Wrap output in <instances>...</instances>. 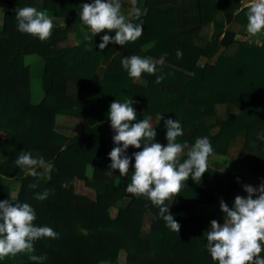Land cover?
Wrapping results in <instances>:
<instances>
[{"label": "trees", "instance_id": "obj_1", "mask_svg": "<svg viewBox=\"0 0 264 264\" xmlns=\"http://www.w3.org/2000/svg\"><path fill=\"white\" fill-rule=\"evenodd\" d=\"M2 1L12 8L3 12L0 26V202L28 203L36 212L34 224L52 228L58 238H41L34 242L33 253L6 257L0 264H36L29 255L45 254L42 264H118L120 249L126 264H215L206 239L189 235L187 222L202 193L210 203L224 201L231 208L235 175L208 166L201 179L184 181L180 192L164 205L180 225L176 233L166 227L159 208L147 198L124 191L131 182L134 158L126 176L110 168L109 153L118 145L107 117L111 103L133 100L134 123L148 118L157 132L154 142L166 146L164 122L178 120L184 133L178 143L191 146L197 138L207 137L212 153L219 155L243 130L244 148L258 153L248 172L264 183V148L257 138L264 128V35L258 46L234 38L233 26L243 31L247 24L248 7L239 0H193V15L179 25L175 8L167 6L175 0H136L134 6L144 12L133 22H143L142 36L124 46L109 43L101 51L99 44L88 41L58 46L72 29L85 28L78 13L81 4L93 0ZM121 5V12L130 9L128 2ZM26 6L42 7L52 18L62 20L54 22L48 40L42 42L17 30L16 9ZM205 25L212 28L208 39L199 34ZM105 34L115 36V32H101V42ZM219 48L213 62H199ZM177 50L183 53L180 59ZM28 54L38 55L43 62L42 97L36 103L29 99V70L23 62ZM164 54L156 75L142 74L145 84L134 82L121 64L132 55L158 61ZM158 75L164 76L159 84L155 83ZM82 88L85 92L80 94ZM56 114L89 118L87 133L79 138L57 132ZM209 117L213 120L206 124L204 119ZM212 127H216L214 133H210ZM142 150L129 147L126 155L131 158ZM21 151L50 162L52 171L40 177L27 175L15 164ZM186 158L182 154L181 162ZM86 165L92 167L89 176L84 173ZM74 178L94 191L93 200L73 191ZM5 179L18 183L14 195ZM45 190L49 192L46 200L35 199ZM124 198L125 205L116 207ZM146 215L148 231L144 233Z\"/></svg>", "mask_w": 264, "mask_h": 264}, {"label": "clouds", "instance_id": "obj_2", "mask_svg": "<svg viewBox=\"0 0 264 264\" xmlns=\"http://www.w3.org/2000/svg\"><path fill=\"white\" fill-rule=\"evenodd\" d=\"M247 7L246 31L255 36L264 31V0H250ZM121 8V0H93L92 3L81 4L78 14L87 30L85 39L90 42L92 37L101 32H115L114 37L107 34L102 36L99 49L103 51L109 43L124 46L141 37L143 22H133L140 19L141 10L133 6L129 18L122 14ZM15 18L17 30L22 34L36 37L42 42L51 37L54 23L46 9L38 10L31 6L17 8ZM166 55H162L158 61L132 55L123 58L121 64L130 78L140 79L143 73L156 75L157 65H163ZM176 55L180 59L183 53L177 50ZM163 79V75H158L155 83L159 84ZM133 104V100H116L110 104L107 118L115 132L114 144L118 145L109 153L110 168L118 170L120 176H126L134 158L131 182L124 191L134 197L147 198L159 208V217L165 221L166 227L179 233L180 225L170 214L169 207L164 206L165 201L178 194L183 182L190 177L193 181L202 178L208 168V158L213 152L212 145L207 137L197 138L190 147L178 143L177 138L183 136V129L178 120L171 119L164 122L167 145L154 142L157 132L148 118L134 123L136 112ZM157 119L160 121L162 116ZM129 147L143 150L133 153L130 158L126 155ZM185 149H188L187 158L181 162ZM15 164L33 177L44 176L53 169V165L42 157L34 158L30 152L23 151L16 158ZM107 174L112 175V172ZM67 186V183L62 185L65 188ZM243 190L247 196H236L231 208L221 201L223 224L212 220L210 230L204 233L207 251L215 264H264V256H261L264 252V183L258 187L245 185ZM48 195L49 192L45 190L38 193L35 199L44 201ZM35 220L36 212L28 203L13 204L9 200L0 202V260L20 253H33L34 242L41 238H58L52 228L38 227L34 224ZM46 258V254L29 255V259L36 264H42Z\"/></svg>", "mask_w": 264, "mask_h": 264}, {"label": "rangeland", "instance_id": "obj_3", "mask_svg": "<svg viewBox=\"0 0 264 264\" xmlns=\"http://www.w3.org/2000/svg\"><path fill=\"white\" fill-rule=\"evenodd\" d=\"M171 3L172 2H170L167 6H169ZM193 3H194L193 0H188L182 5V8L184 9V13L186 14L187 17H191L192 15L191 12L193 11ZM239 4L241 5L240 0H239ZM11 8L12 7L10 5L0 0V26H1V17L3 12ZM38 10H44V8L40 7ZM47 11L49 16L51 17V12L49 10ZM122 14L128 17L129 11L122 12ZM54 22L61 23L62 20L53 18V23ZM246 25L243 31H241L240 27L233 26L236 30V38L238 40L243 41L247 45L258 46L263 38L264 31H261L255 36H251L246 31ZM86 31H87L86 28L82 27L81 25H78L77 27L69 31L68 34H66L65 39L63 40L65 41L64 47H69L82 43L83 41H88L85 39ZM88 43L91 45L100 44L101 38L97 34L96 36L92 37L91 41L90 42L88 41ZM220 50L221 48H219L218 51L208 59V61L213 62L217 53ZM23 62L28 66V70H29V99L31 102L36 103L42 97L41 77H42L43 62L41 58L36 54L24 55ZM199 62L203 63V59H199ZM132 80H134L137 83L143 82L142 79L132 78ZM84 92L85 89L82 88L80 89L79 93L81 94ZM212 120L213 118L209 117V118H205L204 122L206 124H210ZM90 123L91 120L89 118H75L69 116V117H61L56 120L54 116V129L57 132H60L67 137H79V138L83 137L87 133ZM215 131H216V127L210 128V133H214ZM258 132L259 134H257V138L261 141L259 145L260 147L264 148V128L260 129ZM187 151L188 149H185L184 154H186ZM257 155L258 153L256 152V150L252 152H248L244 148L243 130L237 135V137L234 140H232L228 144L225 154L219 155L220 156L219 162L216 163L218 170L224 171L226 173H231L236 177L237 188L235 192V197L238 195L243 197L247 196V193L243 190L245 185H251L253 187H258L261 185V178L248 172V165L252 163V161L256 158ZM91 170H92L91 165L89 166L86 165L84 171L85 175L89 176L91 174ZM4 182L8 184L11 195H14L17 190L18 183L11 179H5ZM72 186H73V191L76 194L83 195L88 199L93 200L94 191L91 188L85 186L82 180L78 178H74L72 181ZM201 197H202L201 201L196 206L194 212L189 216L187 222L188 234L191 236H195L197 238L204 237V233L210 230L212 220L218 221L221 225L224 222V215L220 209V202L210 203L204 193H202ZM126 200L127 198L117 201L115 206L123 207L126 203ZM142 231L144 233L148 231L147 215L144 218L142 224ZM116 262L118 264H126L125 252L122 249L118 250L117 252ZM97 264H109V263L107 261H101Z\"/></svg>", "mask_w": 264, "mask_h": 264}, {"label": "crops", "instance_id": "obj_4", "mask_svg": "<svg viewBox=\"0 0 264 264\" xmlns=\"http://www.w3.org/2000/svg\"><path fill=\"white\" fill-rule=\"evenodd\" d=\"M121 1H125V2H128L130 4V9L128 10L129 11V14L131 13V10H132V7L134 6L136 0H121ZM188 0H175L173 1L169 6H173L175 8V13H176V18H177V21H178V24L180 25L181 23H184V21H187L188 20V17L186 16V14L184 13V9L182 8V5ZM241 1V6H246L250 3V0H240ZM141 12L143 13L144 12V8H140ZM194 11V10H193ZM191 12L192 15L194 12ZM129 16V15H128ZM191 18V17H190ZM85 31V30H84ZM211 31H212V28H211V25H205V26H202L200 28V31H199V34L201 36H203L204 38H209L210 37V34H211ZM68 34V33H67ZM234 38H236V35L234 36ZM237 39V38H236ZM63 43V44H62ZM65 41H61L58 43V46L59 47H64V44ZM69 46V45H67ZM200 59H203V62L204 61H207L208 58H205V57H200ZM140 79L143 80V82H140L139 84H145V80L140 77ZM134 81V80H133ZM135 82V81H134ZM137 83V82H136ZM61 117H69V116H66V115H62V114H56L55 115V119L57 120L58 118H61ZM219 155L216 154V153H212L209 158H208V166L211 167V168H214V169H218L217 168V165L216 163L219 162ZM89 166V165H87Z\"/></svg>", "mask_w": 264, "mask_h": 264}]
</instances>
